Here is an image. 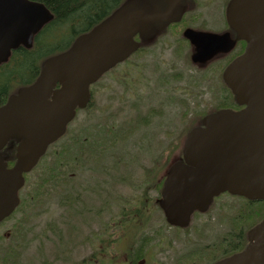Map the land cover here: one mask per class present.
I'll return each instance as SVG.
<instances>
[{"label":"water","instance_id":"1","mask_svg":"<svg viewBox=\"0 0 264 264\" xmlns=\"http://www.w3.org/2000/svg\"><path fill=\"white\" fill-rule=\"evenodd\" d=\"M185 7L184 0H125L66 50L44 59L36 79L9 95L0 106V149L9 139L19 144L13 166L0 154V221L18 205L23 174L63 134L76 108L86 105L88 86L140 42L153 40L166 25L179 21ZM51 17L39 2L0 0V64L19 45L30 47L33 35ZM226 20L236 39L246 42L222 74L243 107L209 113L187 133L183 162L168 168L158 200L172 225L186 226L194 210H206L225 191L264 200V0H230ZM183 36L195 49L193 60L228 51L234 43L228 33L190 27ZM213 264H264V220L248 231L241 251Z\"/></svg>","mask_w":264,"mask_h":264},{"label":"flooded vegetation","instance_id":"2","mask_svg":"<svg viewBox=\"0 0 264 264\" xmlns=\"http://www.w3.org/2000/svg\"><path fill=\"white\" fill-rule=\"evenodd\" d=\"M185 1L186 8L182 14V18L179 22L172 23L169 30H164L152 41L147 43L140 42V36H136V39L140 42V46L132 56L140 59H143L146 56H152L153 51H151V46L156 42L160 43V45L163 46L162 50L168 48L171 58L174 57L176 60V63L173 66L169 64V67L175 68L180 64L179 62L183 63V55H185L187 58L185 65H188V63L195 65L197 70L203 71V78L207 77V80L212 84L207 93H204L207 96V99H209L203 106L202 102L200 104L198 102L199 107L196 106L194 110L191 108V110L188 111L185 108L183 100H176L184 106V111L181 113V117H179V121L183 128L182 132L179 136H176L175 139H169L170 136H173L174 134L170 131H165L164 133H166V135L162 136L163 139L160 140L159 143L167 146L171 152L175 151V154L181 156L183 142L187 132L193 127L201 125V119L205 114L215 112L221 108L238 110L243 107L236 104L230 90L227 88L226 84L223 83L222 71L230 61L244 51L246 46V42L244 40L236 39L237 34L226 21L225 9L229 0ZM198 8L208 10L206 13H198L195 15L192 11L197 10ZM47 9L51 13V10L49 8ZM181 21L184 27L180 33H177L178 31L174 30L177 27L175 24H178ZM186 27H193L200 30H209L218 33H228L230 39L234 40L233 47H231L228 51H220L216 53L210 59H203L201 57L199 60H196V62H193V47L190 45L189 40L183 36V30ZM177 28L179 30V27ZM37 33L34 35V38ZM172 42L175 43L173 44ZM42 48L43 52H47L48 49L46 50L44 45H42ZM179 55L181 57H179ZM154 64H156V67L154 66L152 70L158 74V78L160 79L155 84H150L148 82L150 79L148 76L149 74H145V70L147 69L145 68L146 64L144 62L137 64L129 62H126V64L120 63L116 65V67H113L104 73L90 87V99L88 104L84 108H80L76 111L74 118L67 124L62 137L54 143L52 149L48 152L46 156V158L48 157V161L41 165L38 171L42 173L45 168L51 169L55 166H62L64 165V161L69 157V166L72 169L70 175L72 177L73 174L81 168L94 165L104 156L105 158L100 161H107L109 155H113V152L120 150L122 145L127 141H134L136 143V148H139V150H145L141 146L142 139L154 142L151 146L156 147L158 145L156 131L153 132L150 131V129L157 128L156 126H153V124L156 120H158V116L162 117L164 114V108L171 105L173 102L172 90L174 88V84L172 83L171 78H178L171 73H165L164 78H162L159 73L161 65L157 63ZM126 65L133 66L137 69V73H142H139V75L136 73L134 76H131L124 70ZM183 77L184 75L181 74L180 78ZM117 84L122 86L119 89L113 87ZM107 88L108 90L105 91ZM164 93L168 94L166 99H164ZM106 94L110 95L109 100L116 102L117 104H121V106H119L118 109L113 111L111 114L110 104L108 105L107 102H102V99L99 98V95L105 96ZM132 97L136 98L138 103H132L133 111H125L122 105L124 103H128L129 99ZM142 100L144 101V104L140 103ZM147 103L149 104L146 105ZM107 105L108 107L106 110H101V107H106ZM80 111L84 112L82 117L80 116ZM78 116H80V119ZM190 116L192 117L189 118ZM162 122L163 121L159 119V124H162ZM178 128L179 126L176 127V132ZM14 144L16 145L15 141H10L4 148L2 153H4L6 157L12 155L8 150L11 149V151H13V148L15 147ZM123 149L121 150L123 151ZM170 156L169 158H151L149 161L150 168L147 171L143 170L141 177H135L140 180L139 193L133 195L128 200V203L132 204L133 198H137L136 203L134 204V210L137 215L135 214L134 216L141 215L142 218H137L136 220L133 218L129 229L132 231L145 229L149 216L153 213L154 215L157 214V219H159L160 224L162 225L161 227L177 230V232L173 231L172 236L176 239L172 240L171 243H178V245H180V250L177 252L178 255L176 254L169 264H212L217 260L240 251L244 245H246L247 234L252 227L250 226L247 228L246 221L242 215L246 214L244 209L248 208L249 203V200H246L245 198L232 195L228 192H222L214 196L211 204L205 211L194 210L191 213L189 223L186 226L181 227L178 225H172L167 221L162 208L158 205V199L161 198V192L168 171V166L177 161L183 162L181 157L172 159ZM115 160L117 161V164L120 163L119 159ZM144 161H147V159ZM156 168L159 170L157 171ZM106 172H108V169H106ZM119 177H121L120 180H123V177L120 175L117 176V179ZM35 181V173L26 177V182L24 183L25 185L19 195L20 201L19 205L16 207V212L10 219L2 223L0 227L8 222H11L10 227L15 231L18 228V220H23V216L20 213L19 208H23L25 211L26 216L24 221H27L28 218L37 212V207H34V202L32 201L33 198L30 195V192H32L31 187L34 185ZM133 181L136 182V179H133ZM54 196L55 197L53 198H57L60 203V195L57 193L54 194ZM224 196L231 199H240V202L238 206L229 205L228 209L230 214L227 216L228 226L225 231L216 234L215 231L211 230L215 224L211 225L205 222H214L220 218L205 219L204 215H206L217 204V201ZM108 200L109 199H105L104 203H106V205H108ZM100 209L101 208H99L98 211H100ZM123 209L124 207L121 208V210ZM93 214L96 215V211L93 212ZM193 223L199 224L195 227L194 234L192 233ZM215 227L217 226L215 225ZM207 232L211 233V235L205 237L204 234ZM10 233L12 232L3 231L0 228V236H8ZM194 237H198L197 241H194V243H196L194 244V247L192 249H185L183 243L186 242L187 244H190L191 242L184 240L182 243L183 239L188 240L189 238H193L194 240ZM210 237H214V239ZM101 241L106 240L103 239ZM102 252L104 254L103 249H101V255H103ZM137 263L139 264L140 260H138Z\"/></svg>","mask_w":264,"mask_h":264},{"label":"rangeland","instance_id":"3","mask_svg":"<svg viewBox=\"0 0 264 264\" xmlns=\"http://www.w3.org/2000/svg\"><path fill=\"white\" fill-rule=\"evenodd\" d=\"M207 10L200 8L201 13H206ZM67 40L68 37L61 39V43L63 44ZM57 43H59V39ZM151 47L152 56H146L143 59L134 56L128 62L132 64L144 62L147 69L145 74H149L150 80L148 82L150 84H155L160 80L158 74L152 70L154 66L156 67L154 63L161 65L159 73L162 78H164L165 73H171L178 78H171L174 84L172 90L173 102L164 108L162 117L158 116V120L153 124L157 128L150 129V131H156L158 146L153 147L151 145L154 142L142 139L141 146L145 150H139V148H136L134 141L126 140L127 142L121 148H124L123 151L121 149L117 150L113 152V155H109L107 161H100L105 158L104 156L97 163L90 166V171L87 169L79 170L78 173L73 174L74 177L69 180V187L74 186V190H68L71 194L76 195V202L72 207L61 206L62 199H60L59 204L57 198H53L55 197L53 194L52 197L44 201L42 207L27 221L17 222L18 228L15 231L10 227L11 222L0 227L3 231L12 232L7 237L2 235L0 264H4L5 261L8 263L16 262L17 264H127V261H125L126 252H130L132 249L124 247L122 243L134 247L139 241V239L131 237L132 230L129 229L134 217H126L136 214L134 204L137 198H133L132 204L128 203L133 195L139 193L140 180L135 177H141L142 171H147L150 168L149 161L151 158H169L173 152L159 142L163 139L162 136L166 135L165 131L174 134L169 139H175L182 132L183 128L179 117L184 111V106L176 100H183L184 105L194 110L196 106L199 107L198 102L199 104L202 102V106L205 105L209 98L207 99L204 93H207L212 86L207 77L203 78V71L197 70L196 66L191 63L185 65L187 59L185 55H183L184 64L178 61L180 64L175 68H171L168 65L173 66L176 60L174 57L171 58L169 49L162 50L163 46L157 42ZM179 57L181 56L179 55ZM126 62L124 61L121 64H126ZM124 70L131 76L137 73V69L129 65H126ZM139 73L142 72L137 74L139 75ZM181 74L184 75L183 78H180ZM121 86L117 84L113 87L119 89ZM163 95L166 99L168 94L164 93ZM99 98L102 99V102L110 104V114L121 106V104L109 100L110 95L108 94L105 96L99 95ZM129 102L122 105L125 111H133L132 103H138V100L132 97ZM140 103L144 104V101L142 100ZM108 105L101 107V110H106ZM83 113L80 111L81 117ZM80 116H78L79 119ZM159 119L163 121L162 124H159ZM114 155L115 159H119V164L116 163ZM145 159L147 161H144ZM106 169H108V172H106ZM156 170L159 169L156 168ZM118 175L123 176L124 179L120 180L121 177L117 179ZM133 179H136V182ZM104 199H109L108 205L102 204L101 200ZM239 202L240 199H231L226 196L220 198L217 204L204 215V218L216 219L218 217L221 220L217 219V221L205 223L215 224L217 227L213 225L214 227L211 230L215 231L216 234L225 231L228 226L227 216L230 214L229 205L238 206ZM78 207H82L80 211H78ZM122 207H124L123 210H121ZM99 208H101L100 216L93 214ZM89 209H92V211L90 212ZM157 217V214L151 213L145 229L136 230L143 237L145 242L144 251L146 250L139 264H169L180 250L178 243H171L172 240L176 239L172 236L173 231L177 232V230L161 227L162 225ZM198 225L193 223V234L195 233V227ZM208 235H211V233L204 234L205 237ZM194 238V240L193 238L188 240L180 238L183 239L182 243L184 240L191 242L190 244L183 243L185 249L194 247V244H196L194 241H197L198 237ZM210 238L214 239V237ZM103 239L106 241H101ZM103 247L105 253L101 256V259L97 256L91 257V254ZM13 251L17 255L11 256V258L10 255ZM6 253H9L8 259H6ZM9 257L12 259L11 262Z\"/></svg>","mask_w":264,"mask_h":264},{"label":"trees","instance_id":"4","mask_svg":"<svg viewBox=\"0 0 264 264\" xmlns=\"http://www.w3.org/2000/svg\"><path fill=\"white\" fill-rule=\"evenodd\" d=\"M42 2L53 14L52 20L46 23L34 38L33 46L30 49L19 47L11 51L8 60L0 65V105L4 104L7 97L15 92V90L24 85L32 83L38 75L40 62L43 58L62 52L67 49L73 39L90 30L95 24L100 22L103 18L109 15L116 7L124 0H36ZM183 21V20H182ZM182 21L177 27L182 28ZM174 30L178 31V28ZM181 29L177 33H180ZM68 37L65 43H61V39ZM59 39V43L57 40ZM42 45L45 46L47 52H43ZM68 157L64 161V165L55 166L54 168H45L44 172L40 173L36 170V181L31 187L30 195L34 202L36 211L44 204L47 198L53 194H61V199L66 200L71 198V193L68 190L70 173L72 169L69 166ZM14 159L8 161V166H12ZM45 163V162H44ZM43 163V164H44ZM73 195V194H72ZM68 202V201H67ZM72 200H69L68 207H71ZM25 220V211L19 208ZM246 214H242L246 221L247 228L255 225L264 218V200L252 201L248 203V208L244 209ZM12 216V215H11ZM11 216L4 219L3 222L11 218ZM129 217L142 218V216L129 215ZM132 219V218H131ZM133 220V219H132ZM2 223V222H1ZM132 238L139 239L136 245L129 246L132 251L126 252L128 255L127 264H137V261L143 257L145 251V242L142 240L140 233L132 231ZM1 249V248H0ZM9 253H6L8 259ZM15 251L11 252V256H15ZM9 260L12 261V257ZM4 264H17L16 262Z\"/></svg>","mask_w":264,"mask_h":264}]
</instances>
